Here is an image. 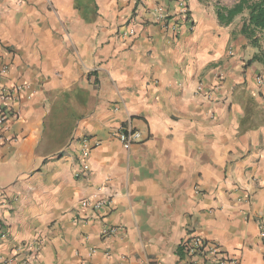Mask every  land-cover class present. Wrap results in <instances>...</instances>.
I'll return each instance as SVG.
<instances>
[{
    "label": "crops",
    "instance_id": "obj_1",
    "mask_svg": "<svg viewBox=\"0 0 264 264\" xmlns=\"http://www.w3.org/2000/svg\"><path fill=\"white\" fill-rule=\"evenodd\" d=\"M216 6L0 0V258L190 264L178 246L199 235L264 264V67L247 64L246 14L221 25Z\"/></svg>",
    "mask_w": 264,
    "mask_h": 264
},
{
    "label": "built area",
    "instance_id": "obj_2",
    "mask_svg": "<svg viewBox=\"0 0 264 264\" xmlns=\"http://www.w3.org/2000/svg\"><path fill=\"white\" fill-rule=\"evenodd\" d=\"M180 8H181L180 13L185 15L187 12L185 5H182ZM121 33L123 35L131 36L134 35V30L132 28H123L121 30ZM261 81H262L261 78L257 77V82L260 83ZM204 96L209 97V93L205 92ZM10 116L11 114L8 105H0V145L5 140L3 135V128ZM140 136H141L140 132L132 128H129L127 130H121L116 134L117 139L126 149L130 148L133 144L137 143L138 140L140 139ZM80 145H81L82 154L86 155L89 150L87 141L86 140L82 141ZM107 204H108L107 199L81 201L82 206L90 207L92 210L100 209L106 206ZM258 229H259L260 239L264 243L263 221L258 222ZM116 231L117 228H110V229H104L103 233L106 235V234L115 233ZM187 239L189 241L185 246V256L188 257L190 264H206L209 255L210 257H213V259L216 260L217 264H238V260L236 258L222 254L221 251L219 250V247L216 244L205 243L202 237H200L199 235H187L186 240ZM16 250L19 253L21 248H18ZM94 251H95L94 249H90L89 253L92 254ZM36 257H37V252L31 250L28 254V257L23 260V263L30 264L31 262L35 261ZM10 263H11L10 258H0V264H10ZM79 264H90V263L88 260L82 259Z\"/></svg>",
    "mask_w": 264,
    "mask_h": 264
},
{
    "label": "trees",
    "instance_id": "obj_3",
    "mask_svg": "<svg viewBox=\"0 0 264 264\" xmlns=\"http://www.w3.org/2000/svg\"><path fill=\"white\" fill-rule=\"evenodd\" d=\"M240 14H246V17H243L240 34L257 49L247 64L258 62L264 67V0H235L231 7L217 3L216 17L221 25L231 23ZM188 241L187 239L178 246L179 256L185 255V246Z\"/></svg>",
    "mask_w": 264,
    "mask_h": 264
},
{
    "label": "rangeland",
    "instance_id": "obj_4",
    "mask_svg": "<svg viewBox=\"0 0 264 264\" xmlns=\"http://www.w3.org/2000/svg\"><path fill=\"white\" fill-rule=\"evenodd\" d=\"M212 1H214L215 3L221 4L223 1L224 2H229L231 0H212Z\"/></svg>",
    "mask_w": 264,
    "mask_h": 264
}]
</instances>
